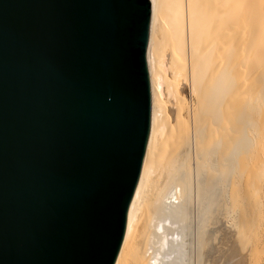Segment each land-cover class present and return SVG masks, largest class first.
<instances>
[{
    "label": "water",
    "instance_id": "95a60500",
    "mask_svg": "<svg viewBox=\"0 0 264 264\" xmlns=\"http://www.w3.org/2000/svg\"><path fill=\"white\" fill-rule=\"evenodd\" d=\"M149 0H0V264H114L151 124Z\"/></svg>",
    "mask_w": 264,
    "mask_h": 264
},
{
    "label": "bare ground",
    "instance_id": "6f19581e",
    "mask_svg": "<svg viewBox=\"0 0 264 264\" xmlns=\"http://www.w3.org/2000/svg\"><path fill=\"white\" fill-rule=\"evenodd\" d=\"M149 2L151 124L114 264H175L178 251H188L183 248L189 225L183 221L193 213L202 215L191 228L198 234L200 264H261L264 0ZM163 45L168 76L161 68ZM164 96L174 101L172 121ZM222 193L230 231L226 249L215 256L209 213Z\"/></svg>",
    "mask_w": 264,
    "mask_h": 264
},
{
    "label": "rangeland",
    "instance_id": "374dc122",
    "mask_svg": "<svg viewBox=\"0 0 264 264\" xmlns=\"http://www.w3.org/2000/svg\"><path fill=\"white\" fill-rule=\"evenodd\" d=\"M163 47L164 48H162V49H164V51L166 52V54H165V56L161 54V57L163 56V58H162V63L163 64H162V67H161L163 71L162 70L161 71H162V73L164 72V75L165 76H168V73H167L168 72V65H167L168 64V59L167 58L169 56L168 55V52L169 51H168L167 45H163ZM164 51H162V52H164ZM164 99H165V103H164L165 104L164 105L165 106V111L167 113L166 115H168L167 117L169 118V121H172V119L174 118L173 116L175 114L174 113V110H175L174 101H173L172 98L167 97V96H164ZM208 195H209V193H207V197H208ZM225 195H226V193L225 194L222 193L221 197L217 200V203H216L217 205L213 209V212L211 211L209 213V220H210L211 223L214 222L213 225H215V226H214V228L213 227H210L209 228L210 230H209V233L207 235H208V238L210 239V241H212L213 245L215 246V248L213 250V254L215 256L218 255V254L220 255L226 249L225 245L228 244L226 237L229 235V233H227V232L230 231V228L228 227V221L231 219V215L227 211V207H226L227 199H226V196ZM196 212H198V211H196ZM198 214L197 213L196 214L193 213V214H191V217L190 218L187 217V218L184 219L185 221H183V223H185L184 227H186V226L189 225L187 228H184L186 230L185 231L186 232L185 233L186 234L185 235L186 238L184 240L185 243H186L185 244L186 246H184V247H186V248H183L184 251L186 249L188 251L186 250L187 252H185V254H184V256L186 255L185 258H184V256H181V255H183L182 253H184L183 250L181 251V255H180V252L178 251V254L176 255V257L178 259H180V258L181 259L178 261V259L175 258L174 259V260H176V261H174L175 264H179V263H182V264H200L199 260L197 259V257H198L197 256V254H198V250H197L198 249L197 248L198 247V245H197V241H198L197 238H198V236H196V235H198V234H197V231L194 230V229H196L197 221H198L199 216H200V215L198 216ZM192 215H194V217ZM196 217H197V219H196ZM200 217L202 219V215ZM219 218H220V221L217 224V222H215V221L217 219H219ZM167 219L168 220H171V221H169V223H171L172 225H174V223H172L173 220H172V218L170 216ZM203 219H205L204 218V215H203ZM193 223H195V224H193ZM191 224H193V225H191ZM191 228H194V229H191ZM194 231L196 232V234H195ZM263 249L260 250V251H262L261 252L262 255L261 254H260L261 256L259 255L260 258H261V262H263L261 264H264V256H263L264 255V250ZM196 259H197L198 262L196 261ZM168 262H170V261H168ZM168 262H167V264H171V262L170 263H168Z\"/></svg>",
    "mask_w": 264,
    "mask_h": 264
}]
</instances>
